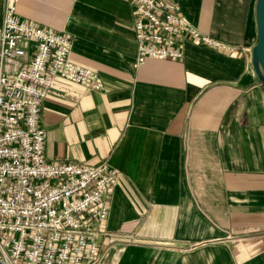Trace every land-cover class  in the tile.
I'll return each mask as SVG.
<instances>
[{"label": "crops", "instance_id": "crops-1", "mask_svg": "<svg viewBox=\"0 0 264 264\" xmlns=\"http://www.w3.org/2000/svg\"><path fill=\"white\" fill-rule=\"evenodd\" d=\"M198 31L180 61L136 66L129 0H0L67 35L100 91L56 80L39 118L47 162L119 171L99 264H264V78L257 0H176Z\"/></svg>", "mask_w": 264, "mask_h": 264}, {"label": "built area", "instance_id": "built-area-1", "mask_svg": "<svg viewBox=\"0 0 264 264\" xmlns=\"http://www.w3.org/2000/svg\"><path fill=\"white\" fill-rule=\"evenodd\" d=\"M136 66L180 61L183 43L228 53L237 48L201 34L176 0H129ZM71 39L36 26L6 5L0 23V261L99 264L119 171L47 162L39 111L56 80L100 91L98 74L69 59Z\"/></svg>", "mask_w": 264, "mask_h": 264}, {"label": "water", "instance_id": "water-1", "mask_svg": "<svg viewBox=\"0 0 264 264\" xmlns=\"http://www.w3.org/2000/svg\"><path fill=\"white\" fill-rule=\"evenodd\" d=\"M257 43L252 50L254 68L264 78V0H257ZM0 264H5L0 261Z\"/></svg>", "mask_w": 264, "mask_h": 264}]
</instances>
